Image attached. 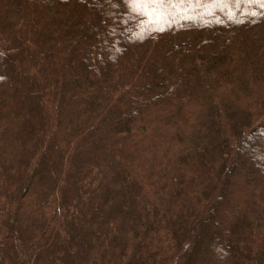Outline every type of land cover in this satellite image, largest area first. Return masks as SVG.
I'll use <instances>...</instances> for the list:
<instances>
[{"label": "trees", "instance_id": "1", "mask_svg": "<svg viewBox=\"0 0 264 264\" xmlns=\"http://www.w3.org/2000/svg\"><path fill=\"white\" fill-rule=\"evenodd\" d=\"M0 264H264V0H0Z\"/></svg>", "mask_w": 264, "mask_h": 264}, {"label": "rangeland", "instance_id": "2", "mask_svg": "<svg viewBox=\"0 0 264 264\" xmlns=\"http://www.w3.org/2000/svg\"><path fill=\"white\" fill-rule=\"evenodd\" d=\"M184 1H187V0H184ZM188 1H190V3H193L194 2V0H188ZM179 4V3H178ZM184 3H181V5H183ZM192 10H194V7L193 8H191ZM196 10V9H195ZM228 88V87H227Z\"/></svg>", "mask_w": 264, "mask_h": 264}]
</instances>
